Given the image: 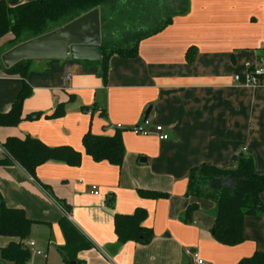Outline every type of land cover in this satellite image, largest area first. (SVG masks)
Segmentation results:
<instances>
[{"label":"crops","instance_id":"obj_1","mask_svg":"<svg viewBox=\"0 0 264 264\" xmlns=\"http://www.w3.org/2000/svg\"><path fill=\"white\" fill-rule=\"evenodd\" d=\"M27 1L6 0L12 7ZM190 48L195 50L192 61ZM262 56L264 0H188L185 13L140 41L137 56L110 57L106 83L95 62L70 56L33 60L28 74L32 93L24 101L23 120L0 126V139L30 135L52 147L70 145L83 157L79 166L50 160L36 170L37 178L70 205L69 213L20 165H0V194L7 206L23 208L34 221L27 239L46 255L30 252L33 257L26 264H68L59 250L66 245L59 223L64 215L94 244L78 253L84 264H196L194 250L209 264H238L264 252V213L245 218L244 242L224 245L212 233L215 202L186 196L190 170L204 163L231 169L247 154L264 175V75L260 85L247 84L249 69L261 65ZM22 85L19 75L8 74L0 64V113L10 110ZM59 103L66 104L63 117L28 118L35 112L49 114ZM149 107L150 135L136 134L131 129ZM155 125H163L169 139L160 140ZM117 130L125 146L121 166L95 161L85 152L87 132L114 135ZM92 185L99 186V195L91 192ZM139 189L169 197L144 198ZM196 201L192 221H184L187 207ZM139 207L147 211L145 225L153 229V240L120 242L115 214ZM16 240L0 235V249Z\"/></svg>","mask_w":264,"mask_h":264},{"label":"trees","instance_id":"obj_2","mask_svg":"<svg viewBox=\"0 0 264 264\" xmlns=\"http://www.w3.org/2000/svg\"><path fill=\"white\" fill-rule=\"evenodd\" d=\"M123 4L128 16H135L133 24L116 27L117 6ZM100 8L102 26L103 57L98 63L102 68V78L107 82L110 57L117 54L131 58L138 54L139 43L143 39L162 31L175 15L188 10V0H30L17 6H9L6 0H0V39L8 33L14 34L9 48L32 38L57 29L83 14ZM17 40V41H16ZM7 49V50H8ZM194 48L187 52L189 61L193 60ZM1 61V59H0ZM33 60H22L11 68H5L8 74L19 75L23 85L10 110L0 113V126H17L23 120V104L31 95L32 87L28 83L30 64ZM73 100V96L70 97ZM85 112H92L94 107H82ZM66 104L59 103L49 114L31 113L28 118L47 119L63 117ZM85 152L95 161H109L121 166L125 156L122 133L97 135L91 131L83 136ZM8 151L7 157L0 158V165L15 163L24 168L41 188L48 193L66 211L71 207L64 200L54 195L49 185L42 183L36 176L39 166L50 160L64 161L70 166H79L83 154L70 145L49 146L38 138L27 135L24 138L9 136L2 143ZM216 183H220L219 186ZM264 190V175L256 172L252 155L241 154L235 168L222 169L207 163L193 167L188 175L186 196L196 199L212 200L216 204L213 237L216 241L229 246L238 245L246 240L244 220L247 216L264 213L261 193ZM144 198H168L169 194L156 190L139 189ZM114 195L107 200L113 204ZM199 202L191 203L184 214V221L191 222L193 213L198 210ZM148 214L139 207L133 213H116L114 216L115 233L122 242L133 241L149 244L154 238V231L145 225ZM66 245L59 248L68 264L77 261L82 250L94 247V244L67 217L60 219ZM34 221L29 219L23 208L9 207L0 194V235L16 238L7 247L0 249V257L12 264H26L31 253L23 247V242L30 236ZM238 264H264V252L257 251L252 256L241 259Z\"/></svg>","mask_w":264,"mask_h":264},{"label":"water","instance_id":"obj_3","mask_svg":"<svg viewBox=\"0 0 264 264\" xmlns=\"http://www.w3.org/2000/svg\"><path fill=\"white\" fill-rule=\"evenodd\" d=\"M69 56L75 60L90 62L102 60L100 8H95L64 26L15 45L1 56L0 62L3 67L11 68L22 60H63ZM151 109L152 107L147 109L144 119H148ZM216 185L219 186L220 183ZM71 264L77 262L72 261Z\"/></svg>","mask_w":264,"mask_h":264},{"label":"built area","instance_id":"obj_4","mask_svg":"<svg viewBox=\"0 0 264 264\" xmlns=\"http://www.w3.org/2000/svg\"><path fill=\"white\" fill-rule=\"evenodd\" d=\"M263 63H264V57L262 56L260 58V64L261 65L256 66V67H251L249 69L248 76H247V84L256 86V85H260L262 83L261 78L264 75ZM68 78H70V77H68ZM236 78L238 79V76H236ZM150 124H151V122L149 121V119H143V121L141 123L135 125L131 130H133L136 134L148 136V135H150V130L148 128V126ZM117 128L121 129L123 127H122V125L119 124V125H117ZM155 131H156L157 136L159 137L160 140H167L170 137L169 133L166 132L163 125H155ZM8 155H9L8 151L3 146V144L0 142V158L7 157ZM91 192L94 195L100 194V191H99V188L97 185L91 186ZM23 247L31 253L46 256L44 252H42L41 250H39L37 248L36 242L34 240L26 239L23 242ZM192 256H193L196 264H209L195 250L192 252Z\"/></svg>","mask_w":264,"mask_h":264},{"label":"rangeland","instance_id":"obj_5","mask_svg":"<svg viewBox=\"0 0 264 264\" xmlns=\"http://www.w3.org/2000/svg\"><path fill=\"white\" fill-rule=\"evenodd\" d=\"M123 4L121 5V4H119L118 6H117V11H116V15L117 16H119V18L118 17H116V20H115V23H116V27L118 28V27H121V26H124V25H128V24H133V22H136V19H135V16H132V15H130V16H128L127 14H126V12H125V10L123 9ZM10 37H12V39L13 38H15V36H14V34H12V33H8V35L6 36V37H4L3 39H1L0 40V44H3L4 42H5V40L4 39H9ZM16 39V38H15ZM11 40V39H10ZM10 40H8L7 42H6V44L5 45H3V46H1L0 47V53L5 49V48H9V46H10V44H13V42L11 43V41ZM17 41V40H16ZM0 64H1V62H0ZM2 65V64H1ZM0 142L1 143H4L1 139H0ZM98 186V185H97ZM99 187V186H98ZM68 217V216H67ZM31 257H33V255L31 256ZM7 264V262H4L3 260H1V257H0V264ZM32 264H33V262H32Z\"/></svg>","mask_w":264,"mask_h":264}]
</instances>
